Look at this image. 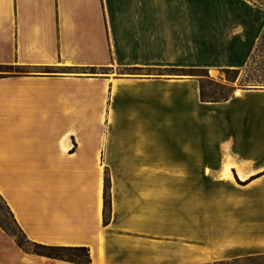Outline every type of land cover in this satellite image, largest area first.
I'll return each mask as SVG.
<instances>
[{"label":"crops","instance_id":"obj_1","mask_svg":"<svg viewBox=\"0 0 264 264\" xmlns=\"http://www.w3.org/2000/svg\"><path fill=\"white\" fill-rule=\"evenodd\" d=\"M263 32L264 0H0V66L28 71L0 77V197L26 239L86 247L90 264L264 255V89L201 102L199 81L172 72L243 69ZM110 153L112 166L186 172L115 180L109 166L105 225ZM167 182L209 206L136 197ZM0 264L73 263L25 252L0 228Z\"/></svg>","mask_w":264,"mask_h":264},{"label":"rangeland","instance_id":"obj_2","mask_svg":"<svg viewBox=\"0 0 264 264\" xmlns=\"http://www.w3.org/2000/svg\"><path fill=\"white\" fill-rule=\"evenodd\" d=\"M250 63L245 66L243 69H240L238 72H232V71H226V70H210V71H202L199 70L195 72L194 76H183V75H177L175 78H190L194 77L199 81V88L203 91L205 95V99L207 101H218L222 100L223 98L229 96L230 94H234L236 90H246V89H251L253 87H259V86H253V83L248 82L249 79L251 78V72H253L251 66V61ZM28 72L27 70L20 68V67H1L0 66V77L6 76V75H11V74H25ZM154 74V73H153ZM91 120V119H89ZM103 132L104 136L106 137L107 134V123H104L103 126ZM169 137V136H168ZM200 157L201 158H206L207 157V133L206 129H202L200 131ZM200 173L207 172V167L206 166H200ZM178 169L181 172H186L181 169V167H176V166H160L157 167L156 171H161L163 173L167 172H172V170ZM109 175H110V169L109 167H104V183H105V178L108 181V188H109ZM201 221L203 219H206V213L200 214ZM0 220L4 221L7 226L15 230V228L11 225V220L7 214L5 205L3 201L0 198ZM19 238L22 240V237L19 236ZM26 248L30 253H33V251H36L37 253H40V250H35L34 247L26 244ZM40 256V255H39ZM44 258H47L46 256H42ZM213 263H207V264H214ZM228 264H264V257H254L250 261H241V262H234V261H228Z\"/></svg>","mask_w":264,"mask_h":264},{"label":"trees","instance_id":"obj_3","mask_svg":"<svg viewBox=\"0 0 264 264\" xmlns=\"http://www.w3.org/2000/svg\"><path fill=\"white\" fill-rule=\"evenodd\" d=\"M251 61V66L253 72H251V78L249 79L248 82L253 83V86H259V87H253L251 89H264V32L260 38V41L251 56L250 60ZM250 62H248L249 64ZM247 64V65H248ZM246 65V66H247ZM202 70L206 71L203 69H177L173 70L172 72H175L177 75H185V76H194L195 72ZM226 71H232V72H238L239 70H229L225 69ZM231 95V94H230ZM229 95V96H230ZM229 96L223 98L222 100L218 101H207L205 99V95L203 91L200 89V100L201 102H221L226 100ZM108 181L105 178V183H104V192H103V205H104V218H103V223L106 225L109 221V213H110V193H109V188H108ZM1 198V197H0ZM3 201V199L1 198ZM7 214L11 220V225L15 228V230L10 229L7 224H5L4 221L0 220V228L6 232L9 236L13 237L16 244L23 249L25 252H29L28 249L26 248V244L34 247L35 250H40V253H37L36 251H33V254L36 255H42L46 256L49 259H55V260H63V261H68L73 264H90L91 259H90V254L89 250L86 247H62V246H46V245H40L36 243H31L26 239V236L22 232L21 228L17 224L16 220L14 219L13 214L3 201ZM19 236L22 237V240L19 238ZM254 257H264V255H259V256H251V257H245L241 259H236L232 260L234 262H241V261H250ZM214 264H228V261H221V262H215Z\"/></svg>","mask_w":264,"mask_h":264},{"label":"bare ground","instance_id":"obj_4","mask_svg":"<svg viewBox=\"0 0 264 264\" xmlns=\"http://www.w3.org/2000/svg\"><path fill=\"white\" fill-rule=\"evenodd\" d=\"M104 92L106 90V86H104ZM115 90V88L113 89ZM234 94L236 96L240 95L241 94V90H236L234 92ZM114 119L112 117V115L109 116V122H108V125L110 127H113L114 125ZM111 135H109L110 137ZM61 147L63 148V150H65L67 148V146H65L63 143L61 145ZM111 153L110 154H107V160H106V165H108V167L110 166L112 168V172H111V175L112 177L116 180V176L117 174L118 175H121V174H132L140 179H149L150 177H154L158 174H168V175H179L181 174V171L178 169H174L172 170V172H167V173H163L161 171H156L157 170V167H160L159 165L157 164H154V159L152 160V165L151 166H148V167H142L140 165H135L132 160H129V159H124L123 157L119 156L116 158V163L112 166V159L110 158L111 157ZM153 158H155L156 156H159L158 155V152H155L153 151ZM133 156V154L131 155ZM130 156V157H131ZM129 157V156H128ZM120 158V159H119ZM119 159V160H118ZM165 166V165H164ZM102 169V167L99 168V170ZM118 184L115 182V185ZM136 184V183H135ZM133 184V185H135ZM150 183H148L147 181H143L141 182V184H138L136 185V189H139L138 187L139 186H148ZM154 184V183H152ZM172 182H167V190H164L163 188L162 189H158V191H153V189H150V190H146L145 192H142V193H138L137 192V196L138 198H149L151 197L153 200L154 199H164L167 201L169 207L170 205H177L178 208H184L189 206H199L200 208L202 209H206L208 206H209V201H208V198L205 196H202L200 198V201H194L191 202V203H186L187 201L184 200V197L183 196H179L177 194L174 195V193L171 191V186ZM151 185V184H150ZM116 186H119V185H116ZM146 186V187H147ZM168 191V192H167ZM157 192V193H156ZM204 223L203 224V227L201 228V233L206 236L207 235V221L204 220L203 221Z\"/></svg>","mask_w":264,"mask_h":264}]
</instances>
